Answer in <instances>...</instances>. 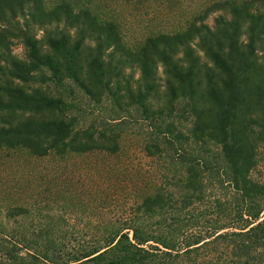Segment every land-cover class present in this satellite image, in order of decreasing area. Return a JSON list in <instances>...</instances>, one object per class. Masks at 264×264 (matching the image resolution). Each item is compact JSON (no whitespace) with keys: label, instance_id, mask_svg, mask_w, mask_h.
<instances>
[{"label":"trees","instance_id":"trees-1","mask_svg":"<svg viewBox=\"0 0 264 264\" xmlns=\"http://www.w3.org/2000/svg\"><path fill=\"white\" fill-rule=\"evenodd\" d=\"M67 82L95 105L109 99L144 119L190 121L188 135L171 121L165 132L200 143L197 153L219 147L232 196L211 197L197 157L182 155V176L139 196L126 219L100 222L91 239H66L56 217L36 224L29 207L8 206L0 264H264V183L251 176L264 143V0L216 1L135 47L88 6L0 0V152L120 150L112 123L81 125L70 113Z\"/></svg>","mask_w":264,"mask_h":264},{"label":"rangeland","instance_id":"rangeland-1","mask_svg":"<svg viewBox=\"0 0 264 264\" xmlns=\"http://www.w3.org/2000/svg\"><path fill=\"white\" fill-rule=\"evenodd\" d=\"M58 0H44L47 6ZM73 5L90 7L101 19L118 25L124 42L137 46L146 36L184 28L197 14L221 0H68ZM217 12L206 23L213 24ZM14 53L22 56L18 43ZM71 83L66 91L70 113L81 125L93 122L112 123L120 131V150L115 154L94 151L85 154L51 153L31 155L22 148L0 152V225L8 206L21 205L32 210L35 223H44L46 214L57 218L66 239H91L93 229L118 219H126L129 205L139 196L152 193L157 185L173 182L184 172L181 156L196 162L211 197L231 198L229 174L221 162L219 147L209 143V152L197 153L201 144L192 139H176L165 132L171 121L187 134L190 121L179 114L157 120L144 119L135 109L119 110L109 99L93 104ZM188 135V134H187ZM157 143L159 152L148 154L146 145ZM257 163L251 171L256 181L264 183V143L257 142ZM183 158V159H184ZM183 161V160H182ZM168 185V184H166ZM30 217V218H31Z\"/></svg>","mask_w":264,"mask_h":264}]
</instances>
